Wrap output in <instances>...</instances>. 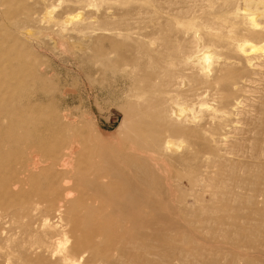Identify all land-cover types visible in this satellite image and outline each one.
Instances as JSON below:
<instances>
[{"label":"bare ground","instance_id":"1","mask_svg":"<svg viewBox=\"0 0 264 264\" xmlns=\"http://www.w3.org/2000/svg\"><path fill=\"white\" fill-rule=\"evenodd\" d=\"M72 66L126 99L111 140ZM206 192L264 205V0H0V264H179L166 208Z\"/></svg>","mask_w":264,"mask_h":264},{"label":"rangeland","instance_id":"2","mask_svg":"<svg viewBox=\"0 0 264 264\" xmlns=\"http://www.w3.org/2000/svg\"><path fill=\"white\" fill-rule=\"evenodd\" d=\"M72 67L73 72L70 73L71 75L69 74V81L66 85L67 89H71L70 100L72 98L74 100L71 101L69 108L79 115L83 123L92 122L104 138L110 139L111 135H115L124 118L123 108L127 106L126 99L110 90H104L98 96H95L93 92L87 95L82 79L76 74L77 68ZM65 73L64 71L63 74ZM65 77L67 76L63 75L62 79ZM211 199L212 195L206 192L204 202L210 208L204 210L212 214L210 219H213L209 222L197 219L198 213L204 212V210L201 207L191 206L193 200L188 207L176 205L174 208H166V211L171 214H175L176 211L178 214L186 212L194 217L188 220L180 219L178 225L173 228H166L165 225L160 226L164 233L178 238V240L175 238L173 242L178 247L177 255H174L173 261L175 262L179 255L181 259L179 264H202L203 259L210 257L218 258L221 262L219 264H264V205L233 204L229 201L214 204L211 203ZM137 227V222L132 221V229ZM177 228H181L185 236L178 235ZM0 230H2V237L15 233V229L9 224L0 223ZM134 237L132 233V241L135 240ZM193 238L196 239V242ZM140 242L143 244L150 241L149 238L143 237ZM195 247H203L199 250L201 253ZM148 251L153 250L147 248L134 250L136 257H142ZM184 255H187L186 259L181 258ZM235 256L240 257L234 261ZM158 258L164 260L162 254H159ZM132 264H137L134 258H132Z\"/></svg>","mask_w":264,"mask_h":264}]
</instances>
